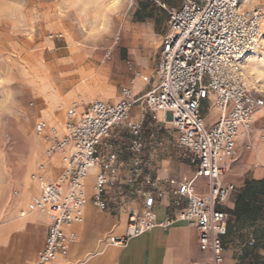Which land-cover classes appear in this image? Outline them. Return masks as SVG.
Returning a JSON list of instances; mask_svg holds the SVG:
<instances>
[{
	"label": "built area",
	"instance_id": "2783aa9c",
	"mask_svg": "<svg viewBox=\"0 0 264 264\" xmlns=\"http://www.w3.org/2000/svg\"><path fill=\"white\" fill-rule=\"evenodd\" d=\"M149 1L168 12L170 27L156 79L152 82L144 77L151 88L141 95L125 88L119 99L111 102L76 99L60 125L46 120L35 123V133L47 145L40 170L44 172L47 163L59 156L62 173L51 182L40 177L41 194L35 207L48 214L50 224L47 242L34 264H49L55 255L67 254L77 241L78 236L65 232L64 227L84 213L88 204L85 179L95 165L100 166L94 185L95 206L105 209L108 191L122 195L129 188L143 198L141 208L129 215L126 235L112 237V244L125 246L130 238L163 225L156 219L158 199L143 182L155 185L157 179L145 175V116L132 119L131 109L136 104L170 118L179 134L178 144L191 154L195 168L193 179L171 183L169 195L177 212L169 222L179 219L199 228L200 249L210 253L205 264L224 263L229 214L220 206L235 189L223 183V161L239 156L238 141L252 133L257 113L264 109V97L250 89L243 66L244 59L259 46L264 6H249L248 0H185L176 8L164 0ZM104 51L106 62L112 49ZM205 102L219 112L211 127L203 112ZM58 110L64 109L60 106ZM119 127L131 135L127 163L131 175L126 179L120 174L123 162L119 154L100 152L102 143ZM198 179H206L207 195L197 190ZM163 195L162 191L157 194Z\"/></svg>",
	"mask_w": 264,
	"mask_h": 264
},
{
	"label": "crops",
	"instance_id": "0c3cea01",
	"mask_svg": "<svg viewBox=\"0 0 264 264\" xmlns=\"http://www.w3.org/2000/svg\"><path fill=\"white\" fill-rule=\"evenodd\" d=\"M140 2L144 20L137 23L128 33L126 43H123L121 48L113 54L109 67L114 77L112 87L115 90L120 89L122 93L123 89L132 88L135 94L141 95L151 88V83L148 84L144 77L156 79L163 41L170 27L169 15L165 9L149 0H140ZM167 4L169 7L176 8L182 5L170 1ZM136 73L139 75L136 76ZM93 101L116 100L100 94L87 97V102ZM206 103L203 106V112ZM208 109L216 113L214 120L208 119V113L204 114L207 126L211 127L217 120L219 112L211 103ZM142 116H145L144 159L147 163L145 175L157 179L155 185L148 184L143 179L142 181L158 199V205L155 208L156 219L163 225L157 226L144 235L130 238L125 246L112 244L110 241L112 237L126 235L129 215L132 210L141 208L143 198H139L133 189L129 188L122 195L108 191L104 198L105 209L95 206L94 185L96 175L100 171V166L95 165L85 179L88 204L84 213L76 217L69 226L64 227L65 232L75 233L78 239L70 246L67 254L55 255L49 264H205L208 262L210 253L200 249L201 230L179 219L169 222V219L177 212L169 195L171 183L189 181L195 176L191 154L179 146L178 131L163 112H152L141 104L134 105L131 109L132 119L139 120ZM63 118H57L53 122L41 118L36 122L46 120L60 125ZM120 135L121 133L114 129L112 136L102 143L100 152L101 155L113 152L119 154L123 162L120 174L122 179H126L131 175L127 168L131 154L129 149L126 151V148L122 149L118 145ZM130 139L131 137L126 145L128 148ZM238 149L237 158L224 159L225 174L222 178L224 185L234 186L233 192L236 198L248 181L264 179V148L258 145L254 130L249 136L238 141ZM44 162L45 158L42 163ZM61 173L62 163L59 156L47 163L44 172L39 166L38 196L35 195L36 191L34 193L30 189L33 181L28 191H25L21 197V199L31 197L30 201H33L31 205L20 214L15 211L10 214L12 218L0 222V264H34L39 261V254L47 242L50 224L48 214L35 207L41 194L40 177L43 176L45 180L51 182ZM196 187L201 194L207 195L206 179H198ZM160 191L164 192L162 197L157 196ZM235 202L236 199L231 206H220V210L229 214L228 232L224 237L223 264H248V261L244 259L252 258L245 251L249 241L240 239L241 235L234 238V220L242 222L241 219L230 214L236 206ZM250 223L251 227H257L258 221ZM241 232L246 230H240Z\"/></svg>",
	"mask_w": 264,
	"mask_h": 264
},
{
	"label": "rangeland",
	"instance_id": "374dc122",
	"mask_svg": "<svg viewBox=\"0 0 264 264\" xmlns=\"http://www.w3.org/2000/svg\"><path fill=\"white\" fill-rule=\"evenodd\" d=\"M164 1L182 4L184 0ZM59 3L60 0H26L25 10L17 17L22 31L0 25V78L14 81L0 89V95L12 92L20 105L14 117L0 119V222L31 205V197H21L33 181L30 189L36 191V197L39 194L37 172L47 145L35 133L36 121L61 119L72 101L87 102L90 95L100 94L117 100L121 91L112 87L114 77L109 62L126 43L128 33L144 20L141 2L135 1L126 16L114 23L112 38L93 49L80 46L79 29L57 14ZM257 3L264 6V0H251L249 6ZM57 35L63 36L57 38ZM105 48H111L112 55L103 62ZM249 56L250 63L246 60L244 63L249 87L256 95L264 97V22L259 46ZM60 106L63 111H58ZM208 106L209 102L204 114L208 113V119L214 120L216 113ZM121 128H116V132L121 133L118 145L127 151L131 135ZM254 132L258 145L264 148V113L256 116ZM235 199L232 191L222 205L231 206ZM257 221V227H251L245 220H234L233 224L234 238L241 235L240 239L249 241L245 251L252 258L244 259L248 264H264V216ZM240 230L246 232L240 233Z\"/></svg>",
	"mask_w": 264,
	"mask_h": 264
},
{
	"label": "clouds",
	"instance_id": "9594fccd",
	"mask_svg": "<svg viewBox=\"0 0 264 264\" xmlns=\"http://www.w3.org/2000/svg\"><path fill=\"white\" fill-rule=\"evenodd\" d=\"M135 0H60L56 7L58 16L73 28L79 29L80 46L93 49L110 40L113 25L132 9ZM26 8V0H0V25H9L13 31H22L17 19ZM14 81L0 78V89ZM20 108L12 92L0 95V119L12 118Z\"/></svg>",
	"mask_w": 264,
	"mask_h": 264
},
{
	"label": "trees",
	"instance_id": "16d2710c",
	"mask_svg": "<svg viewBox=\"0 0 264 264\" xmlns=\"http://www.w3.org/2000/svg\"><path fill=\"white\" fill-rule=\"evenodd\" d=\"M236 206L230 214L246 222H255L264 216V179L248 181L238 194Z\"/></svg>",
	"mask_w": 264,
	"mask_h": 264
},
{
	"label": "bare ground",
	"instance_id": "6f19581e",
	"mask_svg": "<svg viewBox=\"0 0 264 264\" xmlns=\"http://www.w3.org/2000/svg\"><path fill=\"white\" fill-rule=\"evenodd\" d=\"M248 1L250 2L251 0H248ZM247 57H248V56H247ZM247 57L244 59L243 66H244L245 60H246L247 63H250V59H251V58H250V56H249L248 58H247ZM262 113H264V109H261V110L257 113V116L260 115V114H262ZM33 159H34V157H33ZM33 169H34V168H33ZM33 173H34V170H33Z\"/></svg>",
	"mask_w": 264,
	"mask_h": 264
},
{
	"label": "snow or ice",
	"instance_id": "6c2138e0",
	"mask_svg": "<svg viewBox=\"0 0 264 264\" xmlns=\"http://www.w3.org/2000/svg\"><path fill=\"white\" fill-rule=\"evenodd\" d=\"M241 2H242V0H241ZM149 203H151V201H149Z\"/></svg>",
	"mask_w": 264,
	"mask_h": 264
}]
</instances>
